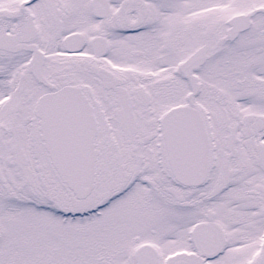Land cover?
Returning a JSON list of instances; mask_svg holds the SVG:
<instances>
[{"label":"snow or ice","instance_id":"6c2138e0","mask_svg":"<svg viewBox=\"0 0 264 264\" xmlns=\"http://www.w3.org/2000/svg\"><path fill=\"white\" fill-rule=\"evenodd\" d=\"M0 264H264V0H0Z\"/></svg>","mask_w":264,"mask_h":264}]
</instances>
